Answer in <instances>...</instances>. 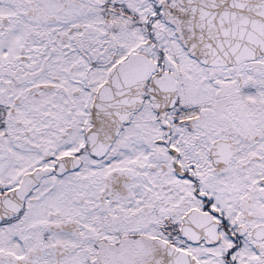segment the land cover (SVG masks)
Wrapping results in <instances>:
<instances>
[{
    "label": "snow or ice",
    "instance_id": "obj_1",
    "mask_svg": "<svg viewBox=\"0 0 264 264\" xmlns=\"http://www.w3.org/2000/svg\"><path fill=\"white\" fill-rule=\"evenodd\" d=\"M0 264H264V0H0Z\"/></svg>",
    "mask_w": 264,
    "mask_h": 264
}]
</instances>
